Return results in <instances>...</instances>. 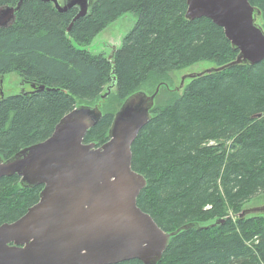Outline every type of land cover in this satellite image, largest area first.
I'll list each match as a JSON object with an SVG mask.
<instances>
[{
  "label": "trees",
  "instance_id": "obj_1",
  "mask_svg": "<svg viewBox=\"0 0 264 264\" xmlns=\"http://www.w3.org/2000/svg\"><path fill=\"white\" fill-rule=\"evenodd\" d=\"M249 2L264 16V0ZM185 10L186 0H94L66 32L76 7L58 12L50 2L22 0L13 23L0 27V75L15 72L30 89L0 97V158L46 139L73 108L98 105L109 86L119 108L152 75L232 61L237 51L222 28L205 17L187 20ZM133 11L136 22L112 57L86 49L108 22ZM154 100L131 145V168L146 180L136 203L166 232L197 225L170 236L156 264H264V214L238 217L264 193V59L194 76L163 103ZM99 105L83 140L96 146L118 110ZM40 189L0 177V224L24 214ZM225 202L235 219L222 218Z\"/></svg>",
  "mask_w": 264,
  "mask_h": 264
},
{
  "label": "water",
  "instance_id": "obj_2",
  "mask_svg": "<svg viewBox=\"0 0 264 264\" xmlns=\"http://www.w3.org/2000/svg\"><path fill=\"white\" fill-rule=\"evenodd\" d=\"M42 1L52 3L58 12L78 6L66 32L89 8V0ZM21 2L0 11V27L14 19ZM260 15L249 0H186L185 18L210 19L237 51L232 61L189 77L264 59ZM115 48L111 45L108 58ZM157 91L158 87L152 94L129 95L114 113L108 138L99 146L83 140L100 119L101 110L98 105H80L64 114L46 139L5 160L0 158V177L16 175L23 187L41 186L38 200L24 214L0 224V264H114L129 259L156 264L170 236L197 226L189 223L166 232L136 203L146 180L131 168V145L150 120ZM263 213L264 204L245 206L238 217Z\"/></svg>",
  "mask_w": 264,
  "mask_h": 264
},
{
  "label": "rangeland",
  "instance_id": "obj_3",
  "mask_svg": "<svg viewBox=\"0 0 264 264\" xmlns=\"http://www.w3.org/2000/svg\"><path fill=\"white\" fill-rule=\"evenodd\" d=\"M60 3H67L69 0H58ZM94 0H89V5L93 3ZM11 7V6H10ZM78 7V6H77ZM5 6L0 7V11L4 9ZM15 19V15H14ZM14 19H11L9 24L13 23ZM137 19L136 12H126L121 15H118L116 18L108 22L92 39L89 45L86 46V49L90 51L93 54L102 53L105 56H108L111 51V45H115L116 49H119L122 46L124 37L127 35V33L131 30V28L134 26ZM257 22L261 25V27L264 26V16L260 15L257 18ZM8 24V25H9ZM215 64L210 61H197L193 62L189 65L183 66V68L178 70H172L171 72H167L164 77H153L155 75L150 76V79H147L146 82L141 86V91L145 92L147 95L151 92L155 91V89L158 87L157 91V97H155L154 103L155 105L159 103H163L167 99L170 98L171 94H173L175 91L181 90L190 80L191 77H189L188 74L191 73H197L200 71H203L205 69H208L210 67H214ZM182 76H184L183 80ZM153 77V78H152ZM182 82V83H181ZM182 84V85H181ZM30 86L28 85H22L20 82V77L15 72H9L0 75V97L1 96H7L11 94H19L23 91H29ZM111 93L110 89L108 90V94L104 96L103 98H100L98 102L103 103V105H106L105 110L113 109L114 107L118 105L116 101H113V98L111 99L108 97V95ZM152 94V93H151ZM107 98V99H106ZM110 99V100H109ZM82 104V103H81ZM79 105V104H78ZM85 105V104H82ZM102 105V109H103ZM88 106H93L92 104ZM118 108V107H117ZM207 144L213 143V140H209L206 142ZM227 144H230V141ZM9 193V190H6L5 195ZM226 204V202H225ZM264 204V193H260L259 195L255 196L251 200L245 203L246 207H255L259 205ZM223 208V216L222 218H236V213L232 210L230 205L226 204ZM264 214V213H263Z\"/></svg>",
  "mask_w": 264,
  "mask_h": 264
},
{
  "label": "flooded vegetation",
  "instance_id": "obj_4",
  "mask_svg": "<svg viewBox=\"0 0 264 264\" xmlns=\"http://www.w3.org/2000/svg\"><path fill=\"white\" fill-rule=\"evenodd\" d=\"M76 11H77V7H76ZM20 82H21V81H20ZM21 84H22V85H26V84H24V82H21ZM23 92H25V91H23Z\"/></svg>",
  "mask_w": 264,
  "mask_h": 264
},
{
  "label": "bare ground",
  "instance_id": "obj_5",
  "mask_svg": "<svg viewBox=\"0 0 264 264\" xmlns=\"http://www.w3.org/2000/svg\"><path fill=\"white\" fill-rule=\"evenodd\" d=\"M251 4V3H250Z\"/></svg>",
  "mask_w": 264,
  "mask_h": 264
}]
</instances>
